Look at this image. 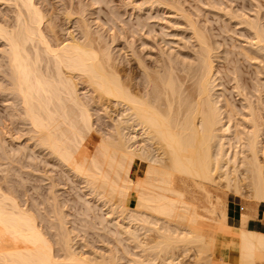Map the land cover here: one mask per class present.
I'll use <instances>...</instances> for the list:
<instances>
[{"label":"bare ground","instance_id":"bare-ground-1","mask_svg":"<svg viewBox=\"0 0 264 264\" xmlns=\"http://www.w3.org/2000/svg\"><path fill=\"white\" fill-rule=\"evenodd\" d=\"M0 1L12 7L11 12L6 11L11 13V21L0 22V38L4 41L0 55L2 100L11 102L7 107L12 117L28 123L27 139H33L34 146L48 150L55 161L81 177L96 197L110 203L117 200L119 212L108 209L106 213L111 216L100 219L101 223L107 220L112 225L114 238L136 242L138 224L151 223L160 225L170 240L182 233L181 223L183 232L190 237H208L210 245L233 255L234 260L256 264L257 253L264 250V233L247 228L252 215L241 213L237 225L223 221L228 216L219 205V192L214 213L220 212L222 220L213 218L214 214L206 217L198 212L200 203L186 200L178 181L191 183L195 192L199 181L216 182L215 172H219L218 178H226L234 165H248L254 198L264 202V165L259 158L260 153L264 156V19L260 13L247 10L253 17L245 8L239 13L231 7L225 11L240 30L228 46L215 40L207 23L202 25L199 17L196 19L201 22L194 21L191 12L185 13L188 10L180 9L187 19V27L182 30L167 31L176 21L164 17L165 23H171L161 25L168 33L158 34L168 38L162 39L167 48H161L166 58H161V54L150 61L135 58L142 77L135 67L130 90L110 62L108 48L102 49L108 46L107 40L101 44L103 47H97L87 20L82 18L81 25L77 23L79 37L73 29H66L68 37L60 40L47 19V14L53 13L43 6L44 0ZM156 2L161 5L165 1L153 0L150 5ZM173 5L169 7L179 10ZM168 9L165 12L171 13ZM65 13L68 17L72 11L67 9ZM2 14L7 21V15ZM45 22L50 24V33L43 27ZM139 30L137 35L145 34H139ZM100 37L103 39L99 34ZM231 54L235 58L229 57ZM220 60L228 67L226 81H220L218 76L215 63ZM244 62L249 68L245 72L248 78L242 75L245 70L240 64ZM76 79L87 81L100 98L114 101L126 112L121 115L126 117L114 124V134L109 139L98 135L96 142H90L89 134L94 129L91 113L78 94ZM123 129L131 134L128 136ZM134 164L142 174H132ZM175 172L186 176V180ZM129 197L133 206L127 202ZM19 204L11 194L0 191V264H119L113 253L106 257L80 252L62 212L55 218L56 249L62 252L58 251L61 255L57 256L32 207L26 209ZM199 207L210 210L208 206ZM135 244L139 246L140 242ZM133 254L138 256L140 252ZM164 258L159 264H178L175 253ZM131 260L138 261L134 257Z\"/></svg>","mask_w":264,"mask_h":264},{"label":"rangeland","instance_id":"rangeland-1","mask_svg":"<svg viewBox=\"0 0 264 264\" xmlns=\"http://www.w3.org/2000/svg\"><path fill=\"white\" fill-rule=\"evenodd\" d=\"M50 1L53 3H50ZM152 1L153 0H99V2H96V0H44L43 4H45L43 6H45L46 9L48 8V12L52 10L51 12L53 15H50V12L48 13L49 15L47 14V16H49L47 19L50 20L49 23L51 25L48 22H45L43 27L47 33H50L47 25L49 24L52 26L53 24L52 27L54 28L57 37L59 36L58 39L60 38V40H64L68 37L66 29H73L72 31L74 32V35L79 37L81 33H79L80 27L77 23L81 25L80 23H82V21L80 22V20H82V18L87 20L86 22L89 23L91 30H89L91 33L90 35H92V39L96 38V40L94 39L97 43L96 44L94 42L95 45L101 48L104 46H101V44H104L103 42H105L104 39L107 40L105 43H108V46L105 45L102 49L108 48L107 51L110 52L109 55L112 59L110 62L113 61L112 63L115 66L114 68L117 73H119V78L124 81V84L126 82V84H128L127 87L132 90V82L134 81L132 77L135 72V67L140 71L141 75V67H137L136 60L138 59L135 58L140 56L145 60L150 61L151 57L154 59L153 57L156 58L159 54H161V58H166V55L161 52V48H163L162 46H165L163 48L164 50L167 48L162 40L165 37H162V34H158L166 30V27L162 28L166 21L164 17L174 19L176 21L175 24H171L169 22L171 25L168 22H166L167 24L165 23L167 26L170 25L167 27V31L169 29V32L182 30L187 27H185L187 19L184 17V14L180 12V9L183 8L184 10H188L185 13L189 14L191 12L190 14H192L191 16L193 17V20H198V22L202 21V25L204 23L206 25L207 23L210 27H206L212 29L211 32L214 36H216L214 37L216 38L215 40L218 39L217 41L221 44L225 42V46H228L240 32L233 20H229L227 18L225 13L226 10L232 8L237 11V8V13H239L242 11V8L243 10L245 8V11L250 16L253 15L254 17V14L260 13L259 17L261 19L263 17L264 19V0H163L167 6H164V3L160 5L157 2V4L153 3L154 6L150 5ZM48 3L50 4V9L49 6H47ZM169 4L170 6L174 4L173 6L176 8L179 7V10L171 9ZM65 5L69 7H66ZM168 8H170L171 13L165 12L166 10H169ZM67 9L72 11V16L70 15L67 17L65 13ZM81 9H84V13L80 12ZM11 10L12 7L10 5L0 1V14L4 12V16L6 14L7 16L5 17H8L11 14L9 13ZM247 10L249 12H253L254 14L249 13ZM256 10L259 11L256 12ZM176 11H179L180 14ZM198 11H200V13ZM79 12L81 15H79ZM82 15L84 16L82 17ZM11 16L12 15H10V17ZM10 17H8V20L6 21L7 18L4 19L2 14L0 15V22L4 24L5 22L8 23V21H11L9 19ZM198 17L201 21L196 19ZM139 19L144 22L141 21L140 23ZM154 21L157 22V24ZM137 22L140 23L142 28L139 27L140 25L137 24ZM225 22L229 23L227 24ZM150 24L153 25L151 26ZM172 25L174 28L171 27ZM198 25L202 27L200 23ZM148 26L149 28L147 29L146 27ZM150 27L151 29L153 27L154 30L152 29L151 31ZM144 28L147 29V32L148 30H150V32L147 33ZM138 30L140 31L139 34H145L142 36L137 35ZM187 31H190V29L187 28ZM98 33L103 37V39L101 37L99 38ZM164 33L168 32L165 31ZM97 37L100 40H98ZM166 37L169 36L166 35ZM142 39H144V42L146 41L147 43L145 42L144 44ZM142 43L144 45H142ZM2 47L4 48V41L1 39L0 55L2 54ZM149 51H151V54ZM152 52L154 54H152ZM229 57L235 58L233 54ZM220 61H216L215 63L218 67L217 69H219L218 76L219 79L221 78L220 81H226L228 77L225 75V72H228V67H226L224 60ZM246 65L247 63L244 62L240 64V67H242L241 69L243 71L245 70L242 75L248 78V73L245 72H247L249 68L246 67ZM140 77H142V75ZM0 81L2 82H0V84H3L4 80L1 74ZM77 82V88H79L78 94L81 100H83L82 102L88 112L91 113L90 119L92 128L94 129L89 134L90 142H96L98 135H102L101 137L104 139H109L108 136L112 134L115 128L114 124L118 123L123 116L126 117V114L121 116L126 112L122 110L121 105L114 103V101H111L110 99L106 100V97L103 99L100 98L99 93L95 91L87 81L81 82V80L78 79ZM225 84L230 86L229 83L225 82ZM10 103L11 102L9 100L3 101L0 95V191L1 193L11 194V196H13L20 203L19 205L21 207H28L30 209L32 207V212H35L38 217L40 229L45 232L47 238L50 239L57 256L61 255L60 253L62 252L56 249L57 243L55 240L57 236L55 234L57 233V219L55 218L57 213L62 212L66 220V225L71 231L73 242H76L75 245H77L79 251L83 252L84 255L95 252L96 254L98 253V255L100 254L109 257L113 253L116 257H118L119 264H159L164 262V257L170 253H175L179 256L178 264H246L234 260L233 258L235 257L233 255L210 245L208 237L198 239L185 234V232H183L184 226L181 223L179 224L181 229L179 231H182V233H177L170 240H168L169 238L167 239L166 235L163 234V228L159 229L160 225L155 227L151 223L138 224V241L133 242L137 244L140 242L139 246H136L133 242H127L123 238H114V235L112 234V225L107 220H104V223H101L100 219L109 215L106 213L108 209H115L119 212V208H116L115 206V204H117V200L114 199L116 202L113 200L114 203H110L105 201L103 198L100 199L99 197H96L94 192L89 190L90 188L85 185V181L83 182V180L80 179L81 177L76 175L78 177L77 178L75 173L73 171L71 172L68 167H63L64 165H60L59 162L55 161L54 157L48 153V150H43L34 146L33 139H27L29 137L28 123L25 122V120L22 121L23 119L20 120L18 116L12 117V115L8 112V107L11 105ZM121 110L123 112L120 114ZM128 129L131 130L132 133V127ZM124 131L126 132L127 130ZM128 132H126L127 135ZM129 140L132 142V138ZM128 144L130 145L132 143ZM130 148H132V145ZM259 158L264 165V156L262 153L259 154ZM131 171L135 176L142 174V171L136 164L132 165ZM218 173H214V176H216V182L214 183L199 181L195 192L193 191L195 188L192 187L191 183L183 180L178 181L181 183L178 188L183 190L184 197L187 201L197 203L202 201L210 208L209 211L205 210L203 207V209H200L199 206L202 205V203H200L201 205L198 206L199 213L206 217L214 214L212 216L213 218L219 221L222 220L220 212L214 213L215 205L218 201L216 196L219 197V192L221 194H219V205L221 206V209H223L225 216H227V204L230 201L237 203V209L238 211H241L240 214L242 213L253 216L258 212H264V202L259 203L258 200L254 198L255 192L253 191L254 189L252 186V171L248 165H234L232 172L227 175L226 178H218ZM175 174L177 176L181 175L178 172H175ZM181 176L184 180H186V176ZM206 193H208L207 196L209 197V204L206 200ZM127 202L131 206L134 205L131 197L127 199ZM124 216V214H120V217ZM240 218L241 215H239L238 220ZM238 220L236 224H231V221L228 222V217L226 220L223 218V221H227L231 225H237L239 223ZM206 222L208 223L207 220L205 223ZM203 226L206 228L205 226L207 225L204 224ZM58 251L60 252L59 255ZM127 252L128 254H131L128 255L126 254ZM138 252H140L141 255L139 254L136 256L133 254ZM132 257L137 258L138 261L136 262L131 260ZM263 261L264 250L257 253L256 264L257 262Z\"/></svg>","mask_w":264,"mask_h":264},{"label":"crops","instance_id":"crops-1","mask_svg":"<svg viewBox=\"0 0 264 264\" xmlns=\"http://www.w3.org/2000/svg\"><path fill=\"white\" fill-rule=\"evenodd\" d=\"M205 195H206L207 203L209 204V197L207 196L208 193H206ZM200 203L206 206L204 202L201 201ZM240 212L241 211H238L237 209V203L230 201L227 204L228 222L231 221V224H236L239 218ZM247 228L264 233V214L263 212L262 213L258 212L256 215H253L251 217V222L247 225ZM257 264H264V261L257 262Z\"/></svg>","mask_w":264,"mask_h":264}]
</instances>
